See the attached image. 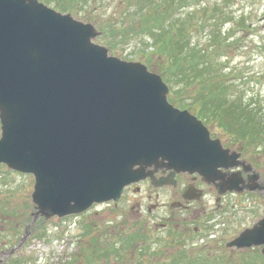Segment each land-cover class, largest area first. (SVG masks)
Instances as JSON below:
<instances>
[{
    "label": "water",
    "instance_id": "95a60500",
    "mask_svg": "<svg viewBox=\"0 0 264 264\" xmlns=\"http://www.w3.org/2000/svg\"><path fill=\"white\" fill-rule=\"evenodd\" d=\"M99 35L38 0H0V163L33 175L31 222L116 202L146 178L175 185L179 172L197 174L219 195L247 190L264 199L260 173L236 161L240 152L171 104L160 75L95 43ZM238 167L247 180L227 171ZM164 169L168 176L156 178ZM201 195L190 186L183 197ZM257 246L264 255V215L225 244Z\"/></svg>",
    "mask_w": 264,
    "mask_h": 264
},
{
    "label": "rangeland",
    "instance_id": "374dc122",
    "mask_svg": "<svg viewBox=\"0 0 264 264\" xmlns=\"http://www.w3.org/2000/svg\"><path fill=\"white\" fill-rule=\"evenodd\" d=\"M96 1L98 0H90L89 3L78 2V7L74 8L78 9L71 12L72 16L92 24L93 22L87 19V15L90 17L97 15V21L102 24L110 21L121 22L119 15L124 11L122 12L118 7L117 1L105 0L102 6ZM42 2L54 8L52 3ZM95 4L97 10L93 9ZM228 5L224 9L231 13L225 14V19L232 17L236 20L234 22L245 20L250 26L249 29L240 27L233 30L238 41L235 40L227 49L232 53L230 76L233 81L242 84L236 90L242 92L244 99L262 100L264 99V49H259L258 46L259 42L264 41V0H229ZM230 26L231 22L224 24L221 31L226 32ZM209 30H211L210 26H204L202 30L196 31L195 38L201 39V36ZM96 39L94 42L102 44ZM118 40H120L119 36H117L118 47L115 50L106 46L109 54L125 61L141 62L145 65L144 53L147 52L152 58L151 67L147 68L161 76L160 58L152 54L151 45L146 46V50L142 53L143 46L139 37L128 39L121 45V41ZM145 42L150 43V38L146 37ZM198 84L199 82L195 86L197 89L200 88ZM187 97L188 94L182 95L185 102H189ZM206 126L211 136L219 138L224 147L240 150L241 143L230 137L228 132L221 130L214 123ZM243 156L249 160L253 169L260 173L261 184L264 185V152L259 147L248 146ZM184 183L185 180L182 179L177 181L175 187L154 188L148 182L141 181L135 184L138 189L134 186L124 189L116 203L109 201L93 204L86 212L78 215H69L60 219L53 217L42 222L46 224L43 227L38 224V219L31 222L34 211L31 203L32 175L11 171L0 164V264H11V258L24 260L22 264H46V262L60 264L67 259L72 261L74 255L76 260L72 261L73 264H88L83 258L88 253L86 247L89 246V237L85 236L84 226L87 222L93 225L90 234L99 237L102 243L112 238L118 239L120 235L127 237L136 230L137 233H144L147 236L144 242L131 239L129 245L123 243L125 246L123 253L130 264H135L130 259L133 258L131 252L141 244L149 245L151 249L147 252V260L142 264H156V259L167 253L180 251L190 257L197 256L202 251L218 253L224 251L227 240L264 215V199L260 193L247 191L239 194L227 193L217 202L216 193L205 190L200 201H186L181 194ZM7 192L13 194L8 204L3 202V196L5 197ZM2 206H6L7 210L10 209V214L7 213L8 211L4 212ZM62 227H66L67 231L65 230L60 241L52 240L50 243H45L43 239L54 236V231ZM195 228L200 229L195 231ZM40 234L43 235L42 238L37 237ZM24 236V240L20 242ZM14 248L15 251L9 254ZM228 251L233 253L235 249ZM104 263L105 261L100 262V264Z\"/></svg>",
    "mask_w": 264,
    "mask_h": 264
},
{
    "label": "trees",
    "instance_id": "16d2710c",
    "mask_svg": "<svg viewBox=\"0 0 264 264\" xmlns=\"http://www.w3.org/2000/svg\"><path fill=\"white\" fill-rule=\"evenodd\" d=\"M42 1L52 3L53 7L61 12L71 13L78 9H74L78 7V2L89 3L90 0ZM103 1L105 0L96 2L102 6ZM115 1L118 2L122 12L124 11L119 15L120 23L110 21L102 24L97 21V15L96 17L87 15V19L101 31V36L96 40L115 50L118 47L117 36L120 37L118 40L121 41L120 45L128 39L139 37L143 46L142 53L146 50V46L151 45L152 54L160 58L159 73L169 87L168 100L172 104L188 109L206 125L214 123L221 130L228 132L230 137L241 143L242 152L245 153L248 146L259 147L264 152V99H244L242 92L236 90L242 84L236 83L230 76L232 53L227 49L237 40L233 30L240 27L249 29L250 26L245 20L234 22L236 20L232 17L225 19V14L231 13L224 9L229 0ZM97 8L95 4L93 9L97 10ZM229 22H231L229 29L226 32L221 31L222 26ZM205 24L210 26L211 30L203 34L201 39L195 38L196 31L202 30ZM146 37L150 38V43L145 42ZM258 48L264 49V41L259 42ZM144 56L145 65L151 67V56L147 52ZM197 82L200 87L198 89L195 88ZM191 90L194 91L191 93L189 92ZM186 94L189 102L182 99V95ZM12 198L13 194L7 192V195L3 196V202L8 204ZM6 211L10 214V209L7 210L5 206L4 212ZM42 222L40 220L38 224L44 227L46 224ZM84 226L85 236L89 237V246L86 247L88 253L83 258L88 264H100L102 261H105L104 264L119 262L127 264L128 261L123 253L124 244L129 245L131 239L136 242H144L147 239L144 233H137L136 230L127 237L120 235L118 239L112 238L102 243L99 237L90 234L93 225L87 222ZM65 230V228H57L54 236L43 240L45 243H50L52 240L60 241ZM37 237L42 238L43 235ZM83 251L86 252L85 249ZM148 251H151L149 245H138L131 252L133 258L130 259L135 264H142L147 260ZM162 257L156 259V264H264V256L258 249L235 250L233 253H229L226 249L218 253L202 251L194 257L180 251L167 253ZM75 260L74 255L72 261ZM23 261L10 259L11 264H22ZM72 261L67 259L60 264H73Z\"/></svg>",
    "mask_w": 264,
    "mask_h": 264
},
{
    "label": "flooded vegetation",
    "instance_id": "af4514ba",
    "mask_svg": "<svg viewBox=\"0 0 264 264\" xmlns=\"http://www.w3.org/2000/svg\"><path fill=\"white\" fill-rule=\"evenodd\" d=\"M229 154H231V153H229ZM241 158H243V154H241V156L240 157H238V158H236V161H242V159ZM244 161V160H243ZM236 170H239V171H241V176L243 177V179H246L247 180V177H248V175L245 173V172H243L240 168H237V169H234V170H227L228 172H234V171H236ZM168 174H169V170H167V169H164L163 171H159L157 174H156V176H157V178L158 177H167L168 176ZM185 180V183H184V185H183V188H182V191H181V194H183V192L185 191V190H187L188 188H189V186L190 185H195V186H197V187H199L202 191H203V195L205 194V190H211V191H214V192H216V188L214 187V186H208V185H205V184H203V183H201L200 181H201V179L198 177V176H196V175H188L187 173H179V174H177L176 176H175V180H176V183H177V181H179V180ZM146 182H148V184H150V182L147 180ZM246 182V181H245ZM135 187L136 188V186L135 185H132V186H130V187ZM221 199V197H219L218 195H217V192H216V197H215V200L218 202L219 200ZM201 200V199H200ZM200 200H198V201H200ZM198 229H200V228H195L194 230L196 231H198Z\"/></svg>",
    "mask_w": 264,
    "mask_h": 264
}]
</instances>
